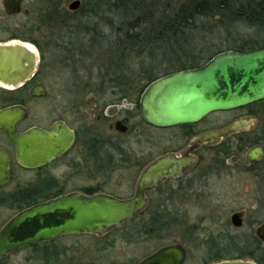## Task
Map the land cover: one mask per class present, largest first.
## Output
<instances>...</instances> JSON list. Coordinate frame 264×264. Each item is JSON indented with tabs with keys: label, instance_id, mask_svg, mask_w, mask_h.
I'll list each match as a JSON object with an SVG mask.
<instances>
[{
	"label": "flooded vegetation",
	"instance_id": "1",
	"mask_svg": "<svg viewBox=\"0 0 264 264\" xmlns=\"http://www.w3.org/2000/svg\"><path fill=\"white\" fill-rule=\"evenodd\" d=\"M24 1L18 13L8 15L5 14L3 8L4 14L17 16L23 13L28 16L29 11L26 10L25 13L22 8ZM79 1L81 5L82 0ZM76 11L66 12L71 14ZM46 24L56 27V24H68V22L46 19ZM11 42L26 43L27 41L15 33L7 39H0V44ZM34 47L38 49L36 45ZM40 59L38 55V62L41 61ZM36 72L20 87L7 89L0 86V92L4 93L0 96V111L19 106L25 108L26 117L15 125L18 133L32 127L49 130L53 125L61 123L73 133V141L64 153L50 162L39 167L26 168L18 163L15 147L7 134L0 129V154L4 155L7 160L10 172L9 181L0 185V213L3 217L0 221V229L20 212L63 195L78 194L91 197L96 194H105L121 200L133 198L138 190L139 180L156 160L167 156L176 160L190 158L192 160L190 164L180 166L178 172L165 177L155 186L143 191L145 205L128 224H132L139 218L163 220L173 218L174 228L186 233L190 245L200 249L201 255L197 259L189 258L187 248L181 243H161L166 235L164 234L165 225L156 228L159 235L163 236L162 240L154 238V241L148 236L149 231L156 229L128 227L126 231L130 232L129 240H132L128 242L129 248L127 246L118 247L117 242L108 246L101 245L102 243H92L90 249L84 247L77 249L81 252V257L86 256L87 251L92 252L96 247L94 262L91 264H137L163 246L179 244L185 250L183 264H216L225 260L249 259L234 258L236 256L223 257L214 252V250H229L233 245L236 249H244L246 242L241 236H230L224 232L215 235L208 229H205L204 234H200L199 227L191 221L196 213L197 205H202L207 200L206 193L199 192L197 185L208 182L216 165L235 164L239 160L238 153L244 152L245 154L247 149L257 145L238 147L239 143L236 138L247 131L231 134L217 143L195 144L194 140L197 137L223 129L213 128L214 123L207 120L210 115L196 124L171 128H155L146 124L140 114V98L154 80L139 82L134 93L127 91L130 89L129 82L119 85L100 84L103 88L94 91H89L87 88L91 84L83 83L80 89L88 90L83 100L77 102V99H69L61 106V109L54 106V103L46 112L47 120L43 122L45 124L33 123L30 120L28 101L44 100L48 97V91L36 76ZM38 84H42L45 88L47 92L45 97L29 95V91ZM76 86L69 91L72 97L78 96L75 93ZM135 119L136 122H134ZM105 128L109 130L108 134ZM130 137H133V142L130 141ZM234 143L236 144L233 145ZM258 144L261 145V143ZM232 156L236 157V162H230ZM263 162L246 163L253 166ZM4 164V162L1 163L0 158V169L4 167ZM235 213L241 212H233L231 216ZM231 216L229 224L234 229L240 230L243 227V221H241V226L234 227L231 223ZM263 223L264 217L259 220L253 239L250 241L254 250V258L251 260L255 264H264V240L256 234V230ZM123 226L103 236L84 234L42 241L1 257L0 264H10L11 259L20 257L24 264H75L71 263L70 253L73 251L71 249L73 245L69 238H81L82 236H87L89 240L92 239L91 237L104 238L110 236V233L115 230L123 229ZM114 239H120L118 234ZM82 244L84 245L85 242L81 241L75 246L80 247L83 246ZM81 257H78L79 263L82 261Z\"/></svg>",
	"mask_w": 264,
	"mask_h": 264
},
{
	"label": "water",
	"instance_id": "2",
	"mask_svg": "<svg viewBox=\"0 0 264 264\" xmlns=\"http://www.w3.org/2000/svg\"><path fill=\"white\" fill-rule=\"evenodd\" d=\"M23 0H3L5 14L21 10ZM80 1L68 5L76 11ZM26 13L27 11L24 10ZM37 49L25 42L0 44V86L13 89L36 72ZM42 84L29 91L31 97H45ZM264 101V48L251 52L223 51L197 68L177 71L149 84L140 98L142 120L155 128H171L196 124L205 117L231 112ZM27 115L23 107L0 111V129L15 147L20 165L35 168L64 153L72 144L73 133L63 124L49 130L32 127L16 132L15 125ZM252 120H239L226 128L197 137L195 144H213L224 137L246 132ZM0 185L9 181L7 160L0 154ZM247 163L264 161V147L254 145L246 150ZM192 162L190 158L176 160L167 156L153 163L139 180L135 197L121 200L105 194L91 197L68 194L26 209L11 218L0 229V258L21 248L62 236L93 234L103 236L128 224L145 205L143 191L158 181L172 176L180 166ZM230 162H236L232 156ZM1 166V165H0ZM241 213L231 216L234 227L241 226ZM264 240V223L256 230ZM185 250L179 244L163 246L137 264H183ZM216 264H255L251 259L225 260Z\"/></svg>",
	"mask_w": 264,
	"mask_h": 264
},
{
	"label": "trees",
	"instance_id": "3",
	"mask_svg": "<svg viewBox=\"0 0 264 264\" xmlns=\"http://www.w3.org/2000/svg\"><path fill=\"white\" fill-rule=\"evenodd\" d=\"M55 10L49 11L47 19L68 22L55 25L54 28L58 29L59 34L55 36L57 42L58 39L66 37V48L72 52L78 48L73 35L81 33L84 41L92 28L96 30L88 18H103L105 24L111 28H114L115 23L118 24L115 40L112 37V41L108 40L113 60L111 67L114 70L103 72H109L107 84L111 85L134 83L136 79L139 82H151L173 72L200 67L223 51L251 52L264 48V0H82V11L79 12L84 13L85 20L80 19L81 17L74 20L72 13ZM76 24L78 32L74 30ZM97 33L94 32L95 37L91 34V46L80 44L86 52L99 40L106 42L103 38H98ZM141 59L144 65L138 64ZM256 105L258 103L241 110L256 115L257 112L253 110ZM263 139L249 136V133L238 135L236 138L238 147H249L261 143ZM168 224L169 220L139 218L132 224H125L123 229L119 230L121 233L118 238L132 241L129 240L130 232L126 231L128 227L156 229ZM148 236L154 241V238L162 240L163 237L157 229L149 231ZM91 238L93 244L102 243L101 245L107 246L117 241L110 239L109 235L104 238ZM84 239L88 237L69 238L73 245L71 249L74 250L77 247L75 245ZM95 248L92 254H95ZM214 252L229 258H232L233 252L239 253L238 256H233L234 258H254L253 249L246 248L244 252L242 249H236L235 245L229 250Z\"/></svg>",
	"mask_w": 264,
	"mask_h": 264
},
{
	"label": "rangeland",
	"instance_id": "4",
	"mask_svg": "<svg viewBox=\"0 0 264 264\" xmlns=\"http://www.w3.org/2000/svg\"><path fill=\"white\" fill-rule=\"evenodd\" d=\"M2 1L0 0V39H7L15 33L21 39L26 40V43L33 46L36 45L39 57L41 58L36 67V76L47 89L48 97L44 100L28 101L27 106L30 110V120L33 123L40 122L42 125L45 124L43 122L47 120L46 112L50 108V105L52 106L54 103V106L61 109V106L69 99H77V102L83 100L84 95L88 91L80 89V85L83 83L91 84V86L87 87L89 91L103 88L100 84L107 83L109 79L107 76L109 72L104 74L103 72L109 69L114 70L111 67L113 60L108 40L112 41L111 37L115 40L117 35L115 29L118 24L115 23L112 29L111 26L105 24L103 18H88L90 24H93L96 30L90 29L91 32L84 38V41L81 33L73 35L72 37L78 44V48L72 52L66 48L68 45L66 37L58 39V42L56 41L55 34L59 35L58 29L56 30L53 26L51 27L46 24V19L50 15V10L57 9L55 10L56 12L68 11V5L75 0H25L22 8L29 11L28 16H25L23 13L17 16H6L3 12ZM81 7L82 4L78 11L71 14L74 20H77L79 17L85 20L83 18L85 17L84 13L79 12L82 11L80 10ZM106 16L111 17L109 14H106ZM74 30L75 32L79 31L77 24ZM60 31H63V29H60ZM96 31L98 32V38L101 37L106 42L102 43L99 40L89 52H86L80 44L91 46L93 43L92 35L95 37L94 32ZM102 34L105 36H102ZM138 64L144 65V61L141 59ZM138 83V79L134 83H130L129 88L132 91L131 93L136 92V85ZM75 85H77L75 93L78 96L72 97L69 91ZM2 95L4 93L0 92V96ZM259 103L253 108L257 112L254 116L245 110L239 109L240 111L213 113L207 120L214 123L213 128L216 129L226 128L235 121L252 120L253 124L247 130L249 136L263 139L264 101ZM136 121L135 119L134 122ZM105 132L108 134L109 130L105 128ZM127 140L129 141V138ZM131 140L133 142V137H130ZM261 145L264 147V139L261 141ZM237 156L239 158L237 163L231 165L228 162L229 166L216 165L217 167L213 168L212 175L209 177L208 184L202 182L197 185L199 192L203 191L206 193L207 200L204 201V204L197 205L195 209L196 213L191 221L192 224L199 227L198 232L200 234H204L205 229H208L215 235L224 232L230 236H241L242 240L246 242L245 250L241 248L245 252L246 248L252 249L250 241L253 239L254 230L259 220L264 217V163L251 166L245 162L244 152L238 153ZM237 211L242 213L243 227L240 230L234 229L229 224L231 214ZM2 218L0 213V221ZM168 220L169 224L164 228V234H168V236H164L161 243H181L187 248L189 258L197 259L201 255L200 249L190 245L186 233L174 228L173 218ZM119 233L121 232L118 230L113 231L110 233V239L116 238V235ZM82 242H85L84 245L82 244L83 246H77L70 253L71 263L91 264V262H94L95 254L87 251L85 253L86 256L81 257V252L77 249L83 247L90 249V243L92 244L93 241L92 239H84ZM116 242L118 243V247L125 248L127 246L129 248L126 240L118 239ZM240 246L243 247L242 244ZM238 255V252L232 253V257ZM78 257H81L82 261L80 263ZM21 258L11 259L10 264H24Z\"/></svg>",
	"mask_w": 264,
	"mask_h": 264
}]
</instances>
